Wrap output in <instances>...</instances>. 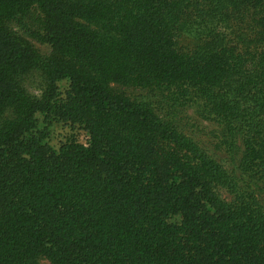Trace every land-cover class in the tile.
Instances as JSON below:
<instances>
[{
  "label": "trees",
  "instance_id": "obj_1",
  "mask_svg": "<svg viewBox=\"0 0 264 264\" xmlns=\"http://www.w3.org/2000/svg\"><path fill=\"white\" fill-rule=\"evenodd\" d=\"M263 196L264 0H0V264H264Z\"/></svg>",
  "mask_w": 264,
  "mask_h": 264
},
{
  "label": "rangeland",
  "instance_id": "obj_2",
  "mask_svg": "<svg viewBox=\"0 0 264 264\" xmlns=\"http://www.w3.org/2000/svg\"><path fill=\"white\" fill-rule=\"evenodd\" d=\"M37 81L36 79L34 78H31L27 81V86H28V89L31 91V92H34L36 87H37ZM193 115V114H192ZM202 133H199V135L201 136L202 140L205 141L206 143H208V139L206 137V132H207V129L204 128V125H202ZM203 136H204V139H203ZM208 136V135H207ZM218 159L222 160V162L224 163V165L229 169V170H232L233 169V164L231 163L230 159L227 158L226 156H223V155H217L216 156ZM264 198V196L262 197Z\"/></svg>",
  "mask_w": 264,
  "mask_h": 264
}]
</instances>
